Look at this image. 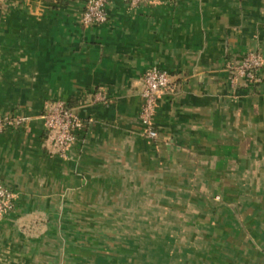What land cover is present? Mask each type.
Wrapping results in <instances>:
<instances>
[{"label": "crops", "instance_id": "crops-1", "mask_svg": "<svg viewBox=\"0 0 264 264\" xmlns=\"http://www.w3.org/2000/svg\"><path fill=\"white\" fill-rule=\"evenodd\" d=\"M85 1L0 0V115L29 119L0 134V184L16 194L0 264H65L70 238L111 236L106 223L140 221L144 204L182 205L198 237L184 264H264V68L236 86L228 69L264 57V0H109L93 27ZM151 68L175 85L158 102L157 142L139 121ZM98 92L111 101L80 108L69 157L50 155L45 104Z\"/></svg>", "mask_w": 264, "mask_h": 264}, {"label": "built area", "instance_id": "built-area-1", "mask_svg": "<svg viewBox=\"0 0 264 264\" xmlns=\"http://www.w3.org/2000/svg\"><path fill=\"white\" fill-rule=\"evenodd\" d=\"M129 6L135 8L143 5H152L156 0H124ZM109 0H86L80 14L84 27H93L105 24L108 21L107 6ZM264 68V57L257 52H248L237 62H230L231 83L236 86L239 81L253 82L259 70ZM142 99L139 121L142 126V135L152 142L159 140L160 134L155 127V117L158 102L167 93L175 89L174 78L166 71L158 68L149 69L142 78ZM110 99L107 94L98 92L91 100L84 101L78 107H72L64 101L47 102L40 118L45 128L44 144L50 155L66 160L78 140V134L85 128V122L79 114L82 107L94 103L108 105ZM29 119L23 115H0V134L10 130L24 127ZM15 192L0 184V218L11 213L16 207Z\"/></svg>", "mask_w": 264, "mask_h": 264}, {"label": "rangeland", "instance_id": "rangeland-1", "mask_svg": "<svg viewBox=\"0 0 264 264\" xmlns=\"http://www.w3.org/2000/svg\"><path fill=\"white\" fill-rule=\"evenodd\" d=\"M167 207L144 204L140 221L106 223L108 237L70 238L65 264H184L186 246L198 245V237L188 230L182 205ZM123 229L127 235L120 237Z\"/></svg>", "mask_w": 264, "mask_h": 264}, {"label": "trees", "instance_id": "trees-1", "mask_svg": "<svg viewBox=\"0 0 264 264\" xmlns=\"http://www.w3.org/2000/svg\"><path fill=\"white\" fill-rule=\"evenodd\" d=\"M4 115H6V114H4ZM10 130H12V129H10ZM14 130V129H13ZM15 210H16V207H15V209L11 212V213H9V214H12V213H14L15 212ZM8 214V215H9Z\"/></svg>", "mask_w": 264, "mask_h": 264}]
</instances>
